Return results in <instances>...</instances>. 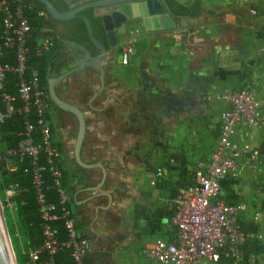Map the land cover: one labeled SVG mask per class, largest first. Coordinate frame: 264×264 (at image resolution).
Returning a JSON list of instances; mask_svg holds the SVG:
<instances>
[{"label":"crops","instance_id":"obj_1","mask_svg":"<svg viewBox=\"0 0 264 264\" xmlns=\"http://www.w3.org/2000/svg\"><path fill=\"white\" fill-rule=\"evenodd\" d=\"M173 1L174 12L190 14L181 19L186 24L168 11L149 12L146 1L124 3L100 17L109 43L106 86L84 109L82 157L102 162L107 175L102 182L99 166L76 164L72 137H66L63 163L79 229L91 245L86 264H157L144 248L158 237H174L173 199L217 144L224 103L211 96L249 77L264 85V0ZM45 18L39 38L61 39ZM132 25L143 31L124 64L121 51ZM214 29L220 32L209 34ZM262 135V129H247L241 137L260 145ZM161 166L166 176L156 178ZM263 171L264 164L260 173L243 168L223 181L222 194L248 204L246 228L264 240Z\"/></svg>","mask_w":264,"mask_h":264},{"label":"built area","instance_id":"obj_2","mask_svg":"<svg viewBox=\"0 0 264 264\" xmlns=\"http://www.w3.org/2000/svg\"><path fill=\"white\" fill-rule=\"evenodd\" d=\"M0 0V96L5 109L0 108V122L15 111L14 96L5 89L7 72L18 75L17 92L24 112L25 137L16 148H6L4 158L9 169H16L15 158L22 161L31 156L32 183L36 192L38 212L42 219L43 247L54 253L57 249V227L54 221L62 220L68 235L67 244L72 247L75 264H86L91 249L89 238L80 231L77 215L67 180L63 175L60 149L53 142L50 121L47 115L49 103L40 84L39 72L26 64L27 35L31 29L24 8L31 6L27 0ZM142 25L128 26V36L121 51V61L130 62L134 54ZM37 52L49 50L53 38L39 40ZM6 48H14L17 55L15 66L4 63L2 57ZM212 99L224 103L220 113L219 132L215 148L195 164L194 180L181 188L173 199L171 222L176 226L172 238L158 237L148 247L145 255L157 264H232L247 260L255 263V252L248 250L251 237L246 228L245 214L249 206L244 201H231L222 194V183L229 177H236L245 167L260 173L264 164V98L258 88L249 81L230 84L216 91ZM35 115L31 119L30 114ZM247 129H262V141L255 145L241 137ZM34 131L40 139L35 140ZM40 152L46 154L47 163L58 190L57 200L46 196L40 166L37 158ZM165 167H158L156 178L166 176ZM18 188V184L14 185ZM15 191V189H14ZM7 206L14 210L13 191L7 192ZM41 249L27 243L26 264H39ZM51 264H55L51 262Z\"/></svg>","mask_w":264,"mask_h":264},{"label":"trees","instance_id":"obj_3","mask_svg":"<svg viewBox=\"0 0 264 264\" xmlns=\"http://www.w3.org/2000/svg\"><path fill=\"white\" fill-rule=\"evenodd\" d=\"M14 5L13 0H9ZM31 6L24 8V15L28 18L31 25V29L27 35L26 45L29 49L26 64L29 67H35L39 72L41 87L47 88L48 77L51 71V67L55 58L60 53L61 40L70 39L77 42H88V34L85 23L82 19L73 20L79 24L82 34L79 35H62L61 39L52 37L54 39V45L49 50H41L37 52L39 45V34L41 29L46 23L45 7L38 0H27ZM175 4L173 0H168ZM179 8L185 9L184 6L179 5ZM187 9V8H186ZM91 19L93 32L95 36L101 39L107 47H109L106 31L103 26L102 19L99 16H95L92 10L86 11ZM51 23L55 26L58 20L49 16ZM3 19V14L0 12V22ZM4 63H9L13 66L17 64V55L14 48H6L5 54L2 57ZM18 75L14 71L7 72V79L5 84L6 91L14 96L15 111L0 122V199L4 205V216L6 219L9 233L13 240L14 250L18 264H26L27 253L25 247L27 243L32 246L40 248L39 264H75L72 257V247L67 244L68 235L64 223L62 220L54 221V225L57 227V249L54 253H49L47 249L43 247L44 235L42 233V219L38 212V204L36 201V192L32 183L31 162L32 158L26 155L22 161L15 158L17 163L16 169H9L7 167L6 160L4 158V151L6 148L18 147L20 141L25 137V122L24 112L18 111V108L23 107L22 100L18 96L17 92ZM0 108L5 109L4 103L0 96ZM31 119H35L33 113L30 114ZM35 140L40 139L38 131H34ZM37 164L40 166L43 186L46 196L49 200H57L58 190L54 181V177L51 173L49 165L47 163L46 154L40 152L37 158ZM64 178H67V172L64 169ZM18 184V188H14L15 184ZM15 189V191H14ZM7 190L13 191L12 199L15 201L14 210L17 214L18 221L22 227L24 237V248L21 244V240L17 235V224L13 210L7 206ZM234 263V262H232ZM236 264H250L246 259Z\"/></svg>","mask_w":264,"mask_h":264},{"label":"flooded vegetation","instance_id":"obj_4","mask_svg":"<svg viewBox=\"0 0 264 264\" xmlns=\"http://www.w3.org/2000/svg\"><path fill=\"white\" fill-rule=\"evenodd\" d=\"M170 6L173 10L175 7L171 2ZM174 11V10H173ZM79 19V18H77ZM69 21H58L56 24L57 29L62 35H79L82 34L78 23ZM89 38V37H88ZM72 41L78 45H82L87 49L91 57L99 54L98 49L92 44V42H77L70 39H62L60 53L55 58L51 71L48 77L47 88L42 87L45 97L49 103L47 115L50 121V130L53 142L60 149L62 163H64L67 148L66 137H72V159L79 166L85 170L99 166L102 169L101 181L106 178V170L102 162L95 161L89 162L83 159L82 150L87 138L88 132V120L85 115V108L93 106L95 100L101 95L106 86V66L104 64V72L95 65L87 64L88 57L85 51L79 47L69 43ZM103 76V77H102ZM56 78L55 91L60 99L79 108L84 116L85 129L84 136L79 149V157L81 162L77 158V140L80 133V118L72 110L66 109L57 104L50 95L49 80Z\"/></svg>","mask_w":264,"mask_h":264},{"label":"water","instance_id":"obj_5","mask_svg":"<svg viewBox=\"0 0 264 264\" xmlns=\"http://www.w3.org/2000/svg\"><path fill=\"white\" fill-rule=\"evenodd\" d=\"M45 7V14L51 16L58 21H69L72 19H82L85 23L88 37L92 44L98 49L99 54L91 57L89 52L82 45H78L75 42L68 41L69 43L79 47L81 50L85 51L88 60L87 64L95 65L104 72V64L109 56V47L105 43L97 38L93 32L92 22L87 14V10L92 9L94 15L103 16L105 13L109 12L111 9L120 8L124 3L128 2H139L146 1L148 10L151 13H158L168 11L171 16L180 25L181 23L186 24L185 21H181L183 17H190V14L183 15L176 13L171 9L168 0H38ZM103 77V76H102ZM56 78H51L49 80V90L51 98L60 106L74 111L80 118V133L77 140V158L81 162L79 157V149L84 136L85 121L81 110L65 101L60 99L55 91ZM1 201V199H0ZM0 264H18L15 250L12 247L10 240V233L7 227L6 219L4 216V211L0 208Z\"/></svg>","mask_w":264,"mask_h":264},{"label":"rangeland","instance_id":"obj_6","mask_svg":"<svg viewBox=\"0 0 264 264\" xmlns=\"http://www.w3.org/2000/svg\"><path fill=\"white\" fill-rule=\"evenodd\" d=\"M213 32L217 33V32H220V30H217V29L211 30L209 32V34L213 33ZM236 35H237L236 32L231 31V34L229 36L235 37ZM135 52H137V51L135 50ZM261 52L262 53L264 52V48H262ZM247 81H249L251 84L256 86L258 88L261 96L264 98V85L263 86H259V85L255 84V82H254L252 77H249V79ZM232 84L236 85L237 83L234 82ZM7 192H9V190H7ZM0 208H1L2 211H4V205H3L2 201H0ZM13 213H14L15 218H16L17 235L19 236V238L21 240V244H22V246L24 248V245H25L24 242L25 241H24V237H23L22 227H21V225H20V223L18 221V217H17V214H16L15 210H13ZM10 240H11V243H12V247L14 249L13 240H12L11 235H10ZM248 250L252 251V252H255V254H256L255 263L254 264H264V240L263 239H259L257 237H250L249 241H248ZM232 264H236V263H232Z\"/></svg>","mask_w":264,"mask_h":264}]
</instances>
